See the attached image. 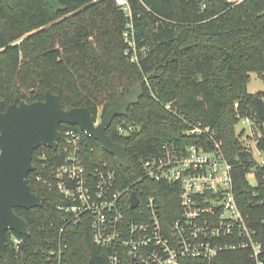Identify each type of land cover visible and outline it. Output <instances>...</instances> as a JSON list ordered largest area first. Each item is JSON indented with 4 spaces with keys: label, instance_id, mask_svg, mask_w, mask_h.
Returning a JSON list of instances; mask_svg holds the SVG:
<instances>
[{
    "label": "trees",
    "instance_id": "1",
    "mask_svg": "<svg viewBox=\"0 0 264 264\" xmlns=\"http://www.w3.org/2000/svg\"><path fill=\"white\" fill-rule=\"evenodd\" d=\"M58 2L63 9L56 11L47 0H0V111L23 100H44L51 90L65 109L88 107L98 116L127 96L138 77L144 79L140 101L107 129L126 146L130 165L122 166L96 138L84 134L87 158L110 161L121 185L133 184L140 196H156L172 221L180 212L178 194L167 183L142 179L143 159L160 152L165 138L181 140L187 121L212 125L235 165L240 205L264 242L263 173L257 174L256 186L249 182L251 155L236 131L238 111L262 121L249 84L253 73L264 75V0H245L235 7L227 0H210L206 8L196 0H129L135 49L125 40L129 19L115 0ZM122 123L141 128L120 135ZM60 128L83 132L68 123ZM58 157L63 158L61 146L34 150L29 181L45 201L33 208L15 207L27 219L30 235L8 231L0 264H54L49 252L64 225L59 206L67 201L43 179ZM64 233L62 264H108L111 249L94 243L88 225L69 224ZM217 264L256 263L247 250H236L223 253Z\"/></svg>",
    "mask_w": 264,
    "mask_h": 264
},
{
    "label": "built area",
    "instance_id": "2",
    "mask_svg": "<svg viewBox=\"0 0 264 264\" xmlns=\"http://www.w3.org/2000/svg\"><path fill=\"white\" fill-rule=\"evenodd\" d=\"M115 1L129 19L124 37L135 49L129 0ZM196 1L206 8L210 0ZM244 1L227 0L230 7ZM260 77L264 79V75ZM235 106L239 108V102ZM166 108L171 109V103ZM99 115L96 124L101 120ZM237 118L251 127L248 134L252 142L246 144L251 155L247 178L256 186L260 171L264 180V119L259 122L254 114L239 111ZM140 128L122 123L117 131L130 135ZM83 132L73 128L61 131L55 151L61 146L63 158H56V163L45 170V185L67 201L59 206L65 214L64 225L57 246L49 252V262L62 264L67 225L86 224L94 243L111 249L108 264H217L223 253L236 250H247L256 264H264V242L240 205L235 165L226 157L224 141L215 127L200 120L187 121L181 140L165 138L160 152L143 159L142 179L167 183L178 194L180 212L172 221L162 213L156 196H140L133 184L121 185L110 161L87 158ZM37 179L42 180V176ZM134 192L139 198L136 207H132Z\"/></svg>",
    "mask_w": 264,
    "mask_h": 264
},
{
    "label": "water",
    "instance_id": "3",
    "mask_svg": "<svg viewBox=\"0 0 264 264\" xmlns=\"http://www.w3.org/2000/svg\"><path fill=\"white\" fill-rule=\"evenodd\" d=\"M9 2V0H6ZM56 11L62 10L58 0H47ZM144 93V79L137 78L129 94L116 102L96 124V116L88 107L65 109L58 94L47 90L44 100L13 103L0 111V252L6 255L7 232L30 235L26 218L15 207L42 206L45 198L34 191L29 173L34 170L32 156L35 149L47 146L56 150L61 135V124L79 125L87 136L96 138L102 148L125 167L130 165L127 148L114 141L107 129L118 116L127 115L129 108L140 101ZM259 116L264 119V100L254 97ZM139 198L132 194V207Z\"/></svg>",
    "mask_w": 264,
    "mask_h": 264
},
{
    "label": "rangeland",
    "instance_id": "4",
    "mask_svg": "<svg viewBox=\"0 0 264 264\" xmlns=\"http://www.w3.org/2000/svg\"><path fill=\"white\" fill-rule=\"evenodd\" d=\"M249 91L256 94V96L262 97L264 100V79L259 75L253 73L251 83L249 84ZM102 114L103 113L100 112L99 118L102 116ZM241 130H243L241 133H237L239 135V138L245 144L252 142L253 137H251V134H248L251 130L250 124L248 122H245L244 120H240L236 126V131L240 132Z\"/></svg>",
    "mask_w": 264,
    "mask_h": 264
}]
</instances>
